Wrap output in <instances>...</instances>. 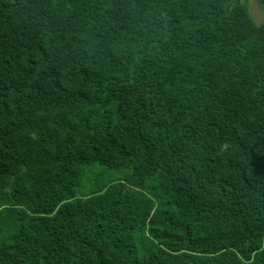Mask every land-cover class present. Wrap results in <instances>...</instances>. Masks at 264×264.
Here are the masks:
<instances>
[{
	"label": "trees",
	"instance_id": "trees-1",
	"mask_svg": "<svg viewBox=\"0 0 264 264\" xmlns=\"http://www.w3.org/2000/svg\"><path fill=\"white\" fill-rule=\"evenodd\" d=\"M248 1L0 0V264H264Z\"/></svg>",
	"mask_w": 264,
	"mask_h": 264
},
{
	"label": "rangeland",
	"instance_id": "rangeland-1",
	"mask_svg": "<svg viewBox=\"0 0 264 264\" xmlns=\"http://www.w3.org/2000/svg\"><path fill=\"white\" fill-rule=\"evenodd\" d=\"M249 11L251 12V16L256 23L264 22V10L260 4L259 0H249Z\"/></svg>",
	"mask_w": 264,
	"mask_h": 264
}]
</instances>
